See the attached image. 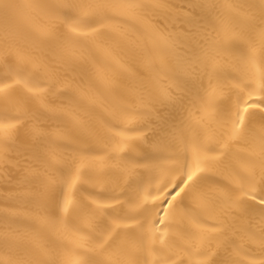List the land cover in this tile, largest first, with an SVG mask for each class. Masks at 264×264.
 <instances>
[{"label":"bare ground","instance_id":"1","mask_svg":"<svg viewBox=\"0 0 264 264\" xmlns=\"http://www.w3.org/2000/svg\"><path fill=\"white\" fill-rule=\"evenodd\" d=\"M4 2L14 7L7 13L0 9V38L7 30L9 38L34 59L38 67H30L25 76L46 94L34 96L22 84L7 106L0 100V113L7 107L11 115L19 114L24 121L7 143L0 140V232L5 229V217L11 222L15 213H25V219L33 223L42 214L33 198L34 176L43 172L49 154L54 152L59 163L57 176L66 181L58 183L54 199L62 205L68 198L75 206L67 216L58 206L49 222L35 226L45 242H55L60 256L71 249L78 236L90 235L86 219L90 213L109 230L134 225L132 231L142 234L148 246L155 241L154 248L163 247L161 238L178 254L194 243L184 235V229L192 225V218L182 211L185 205H179L171 216L160 213L157 217L152 197L163 196L160 189L167 181H178L186 143L194 137L213 149L227 146L226 164L231 167L215 169L214 179L220 187L229 184L232 167L239 169L245 163L246 144L229 140L237 99L233 85L246 71L241 59L245 48L243 44L222 48L217 42L224 38L219 33L222 21L231 19L237 31L246 30L244 17L237 16L236 9L227 4L243 6L259 0H148L164 7L150 8L138 22L121 23L115 32L96 40L75 39L68 26L60 24L55 41L40 35L49 23L44 12L26 6L77 0ZM193 4L198 6L190 7ZM161 31L169 38V66L184 70L179 88L171 77L150 66L166 43ZM68 49L72 50L71 60L67 59ZM208 57L214 59L216 72L205 67ZM7 63H11L10 58ZM6 74V61L0 55V82ZM145 83L150 85V96L144 92ZM211 89L217 90V117L205 128L201 126L202 99ZM260 95L255 93L253 99ZM187 159L192 162L190 153ZM76 169H80V180L73 186ZM145 197L148 211L138 207ZM155 204L159 207L162 201ZM99 207L103 211H98ZM196 212L201 217L200 228L211 231L217 226L219 205ZM75 228L82 231L77 234ZM245 247L252 253L249 260L264 258L256 244ZM152 258L147 253L141 256V260Z\"/></svg>","mask_w":264,"mask_h":264},{"label":"snow or ice","instance_id":"2","mask_svg":"<svg viewBox=\"0 0 264 264\" xmlns=\"http://www.w3.org/2000/svg\"><path fill=\"white\" fill-rule=\"evenodd\" d=\"M197 6L193 4L190 7ZM12 7L14 5L0 0V9L5 13ZM26 7H37L44 12L49 23L40 35L45 40L55 41L58 39L57 29L60 24L67 25L69 33L75 39L96 40L106 33L115 32L121 23L138 22L148 9H158L164 5L149 3L148 0H77L72 3L52 2ZM226 7L235 8L236 15L243 16L247 22L245 31H237L231 19L222 21L219 33L224 38L217 42V46L222 48L231 49L236 44H243L245 48L241 59L246 71L242 78H238L239 82L233 85L237 90V99L229 128L230 141H243L246 144L245 163L239 169L232 167L229 184L220 187L214 179L217 174L215 169L220 165L231 167L226 164L227 146L213 149L207 142L194 137L186 143L185 163L180 168L178 181H167L160 189L163 196L152 197L157 217L160 213L171 216L179 205H185L182 211L185 216L192 218V225L184 229V235L194 243L184 246L179 254L163 238L160 241L163 247L154 248L155 241L153 246H148L142 234L138 236L132 231L134 225H125L123 229L117 226L109 230L102 226L94 213H90L86 218L90 235L78 236L71 249L60 256L55 242H45L35 226L37 223L49 222L52 211L58 206L65 216L75 206L71 199L65 198L62 205H58L54 199L58 183L66 181L57 176L59 163L53 152L49 154L43 172L34 176L36 190L33 198L43 212L34 218L33 223L25 219V213H15L16 219L11 222L8 217L4 218L5 229L0 232V253H3L0 264H264V258L249 260L247 257L252 253L245 247L247 243L256 244L264 257V0H259L258 4L243 6L229 3ZM241 7L245 11H239ZM160 35L166 43L160 47L158 62L154 59L150 66L154 71L171 77L175 81V87L179 88L184 70L179 66H169L166 56L169 38L162 31ZM0 49L7 68L4 81L0 82V100L7 106L14 90L22 84L34 96L45 95V89L32 84L25 76L30 67L38 65L23 48L9 38L7 30L0 38ZM67 51V59L71 60L72 50ZM9 58L11 63H7ZM205 67L212 72L217 71V65L211 57L207 58ZM143 89L151 95L149 84L145 83ZM171 90L172 86H169L168 91ZM255 93L261 94L256 100L253 99ZM164 94L167 95V92ZM220 94L223 95V90ZM245 95L247 99L244 98ZM217 101L216 89L205 93L202 99V127L208 128L215 122ZM23 124L21 115L13 116L5 107L0 113V140L7 143ZM210 151H217L218 155L210 156ZM188 153L191 154V163L187 159ZM79 180L80 169H76L72 185L75 186ZM157 200L162 201L159 207L155 204ZM147 205L148 198L145 197L138 207L148 211ZM218 205L220 212L217 226L211 231L200 228L201 217L196 210L205 212ZM97 210L103 211V207ZM160 222L164 223L163 220ZM13 224L17 226L13 227ZM73 231L78 234L82 229L75 228ZM121 231L124 232L123 236L120 235ZM213 242L215 248L212 247ZM145 253L153 257L151 261L141 260ZM242 253L245 255L240 258Z\"/></svg>","mask_w":264,"mask_h":264}]
</instances>
